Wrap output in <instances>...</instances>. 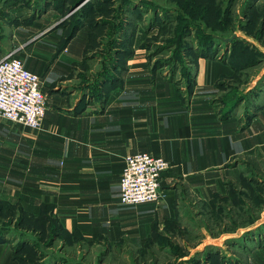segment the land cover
I'll return each instance as SVG.
<instances>
[{"label":"crops","instance_id":"1","mask_svg":"<svg viewBox=\"0 0 264 264\" xmlns=\"http://www.w3.org/2000/svg\"><path fill=\"white\" fill-rule=\"evenodd\" d=\"M57 11L45 4L32 25L23 20L31 10L17 14L12 38L0 40V59L15 51L40 75L47 95L38 130L0 116V264H78L75 250L83 252L80 264L95 250L98 264H147L163 255L181 264L208 249L218 251L194 264H264L260 235L199 231L203 236L183 257L168 244L191 241L179 229L194 233L190 227L202 225L207 204L243 177L244 162L264 159V100L251 107V117L231 101L219 107L216 83L233 70L212 58L198 60L188 99L149 71L143 50H135L123 73L105 74L101 59L86 58V26L69 41L67 27L52 30ZM34 27L42 31L33 36ZM237 35L264 50L259 39ZM140 152L171 166L158 202L126 205L120 201L126 156ZM253 222L236 225L263 227L264 210Z\"/></svg>","mask_w":264,"mask_h":264},{"label":"rangeland","instance_id":"2","mask_svg":"<svg viewBox=\"0 0 264 264\" xmlns=\"http://www.w3.org/2000/svg\"><path fill=\"white\" fill-rule=\"evenodd\" d=\"M135 1L137 2L134 0H0V40L7 34L12 38L13 31L9 27L21 19L17 14L28 13L31 10V14L29 16L25 14L23 20L26 24L32 25L33 21L41 20L45 4L52 3L53 7L58 9L52 30L57 27H67L65 36L68 38L77 26L80 29L86 26L88 28L86 58L101 59V71L105 74H112L116 70L123 73L126 71L128 59L135 54V50H143L149 71L154 75L161 74L168 78L181 95L188 99L195 88L194 74L198 60L202 57L218 59L233 70L231 77L228 79L222 77L216 83L219 88L216 96L219 107H224L231 101L234 102L233 109L237 105L242 106L243 111H250L251 117V107L255 106L258 99L264 100V50L242 36L241 39L247 43L244 48L233 49L229 43H218L220 37L227 38L234 34L235 37H239L237 33L240 31L248 38L258 40L255 34L241 29L248 23V20L244 19V13L249 7L245 0L234 3L232 8L228 3L217 1L207 2L208 4L203 2L200 7L191 0ZM105 2L108 3L104 4ZM40 6H44V9ZM206 7L208 8L205 12ZM207 18L210 19L209 22ZM193 26H200L201 29L195 30ZM255 28L257 33L259 27L256 24ZM33 30L34 32L31 33L33 36L42 31L38 27H34ZM206 35L216 37L215 42H210L214 43L212 46L214 48H203L202 45H206L208 41ZM79 41L81 38L77 42ZM260 43L264 47V41ZM9 44L14 46L10 42ZM247 46H252L254 50L248 49ZM208 49L211 55L203 56L202 53ZM126 53H129V56L124 55ZM245 56L251 60L246 62ZM242 98L244 102L239 103ZM244 164L246 172L243 177L229 183V192L226 195L217 196L214 203L207 204L201 215L202 225L191 226L190 229H194V233L179 229L178 233L187 236L191 241L185 246L174 240L168 242L174 253H178L180 257L187 256L188 246L197 243L196 239L200 240L203 236L199 231L213 236H219L227 231L237 236L253 234L252 237L260 235L264 240V226L236 225V222L242 221L256 222L264 210V159L252 158ZM240 203H243V206ZM12 230H17L16 222L13 223ZM217 251L208 249V253L204 256L197 254L180 262L207 263L209 257ZM82 253H78V250L74 251L72 258L75 263H81L79 258L82 259ZM97 253V250L93 251L86 258L85 264H98ZM175 259L163 255L154 257L152 261L147 259V264L156 262L177 264ZM113 264L128 263L123 259L120 261L115 259Z\"/></svg>","mask_w":264,"mask_h":264},{"label":"built area","instance_id":"3","mask_svg":"<svg viewBox=\"0 0 264 264\" xmlns=\"http://www.w3.org/2000/svg\"><path fill=\"white\" fill-rule=\"evenodd\" d=\"M47 95L38 73L30 70L15 51L0 59V116L32 129L41 128ZM171 163L148 152L126 156L120 180V201L126 205L158 202L162 177Z\"/></svg>","mask_w":264,"mask_h":264},{"label":"trees","instance_id":"4","mask_svg":"<svg viewBox=\"0 0 264 264\" xmlns=\"http://www.w3.org/2000/svg\"><path fill=\"white\" fill-rule=\"evenodd\" d=\"M145 0H143L142 2H144ZM188 1V0H187ZM193 3H197V6L198 7H200L202 4H203V2H205V3H216V1L217 2H220V3H228L230 6H231V8H232V6H233V4L234 3H238V0H191ZM131 2V1H130ZM134 2H137V1H135L134 0ZM140 2H141V0H140ZM147 2V1H146ZM245 3H247L248 4V10H247V12L246 13H244V19H247L248 20V23L246 24V26H242L241 27V29L242 30H246V31H248L250 34H255L256 35V37L262 42V41H264V2L262 3V4H258V0H245L244 1ZM108 2H105L104 4H107ZM132 3V2H131ZM207 3V4H208ZM132 5V4H131ZM218 7V6H217ZM207 8L208 7H206L205 9H204V11L206 12L207 11ZM208 15H210L209 13H208ZM206 20H208V22H209V18H207ZM257 23H259V25L257 24ZM193 24H195V23H193ZM255 24L259 27V31L256 33V28H255ZM188 26V25H187ZM191 27V26H190ZM80 28L77 26L69 35H68V38H66V39H71L72 37H74V35L76 34V32L79 30ZM193 29H195V30H200L201 28H200V26H193ZM233 33V31L231 32V34ZM207 37H208V41H206V45H202L203 46V48H209V49H212V48H214V47H212L213 46V44L214 43H210V42H215V40H216V37L214 36H210V35H206ZM214 38H215V40H214ZM225 38L226 37H220V38H218V43H229V44H231L232 46H233V49L234 48H237V47H242V48H244V47H246V44L247 43H245V41L243 40V39H241L240 37H235V38H233V40H231L230 42H226L225 41ZM228 38V37H227ZM244 43V44H243ZM248 47V46H247ZM253 49L254 50V48L252 47V46H249L248 47V49ZM209 49H208V51H204L202 54H203V56L204 55H207V56H209V55H211V52L209 51ZM256 50V49H255ZM245 54L247 55L248 53H247V51H245ZM124 55H128L129 56V53H126V54H124ZM246 57V56H245ZM247 58V57H246ZM249 60H251V59H249V58H247L246 59V62H248ZM110 73H108V75H109ZM15 211L14 210H12V209H9V211H8V215L10 216V218H12V216H15ZM18 222H16V224H17ZM33 223H34V221L33 220H29V225H30V227L33 225Z\"/></svg>","mask_w":264,"mask_h":264},{"label":"water","instance_id":"5","mask_svg":"<svg viewBox=\"0 0 264 264\" xmlns=\"http://www.w3.org/2000/svg\"><path fill=\"white\" fill-rule=\"evenodd\" d=\"M236 36V34L232 35L231 37L225 38L226 42H230L231 40H233V38Z\"/></svg>","mask_w":264,"mask_h":264}]
</instances>
